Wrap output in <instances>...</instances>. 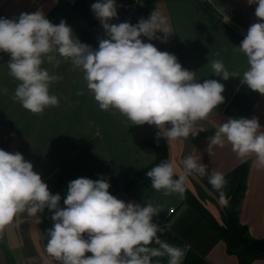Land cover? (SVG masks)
Wrapping results in <instances>:
<instances>
[{
  "label": "crops",
  "instance_id": "1",
  "mask_svg": "<svg viewBox=\"0 0 264 264\" xmlns=\"http://www.w3.org/2000/svg\"><path fill=\"white\" fill-rule=\"evenodd\" d=\"M64 1L81 3L62 20L82 43L88 45L89 40L106 38L91 9L97 0ZM60 5L61 0H0V18L12 19L37 11L48 17ZM219 7L217 13L201 0H151L145 9V19L158 10L172 28L167 43L153 41L158 50L174 54L184 69L196 73L197 82L215 79L225 86L224 103L196 123L197 136L170 144L159 138L167 145V160L175 161L178 170H182L180 162L189 155L199 157L198 163L206 166L207 175L188 177L183 198L177 193L165 195L163 190L156 191L146 176L157 160L155 149L146 144L157 137L158 128L133 125L119 112L101 110L87 89L84 72L74 70L70 61L62 62L58 68L47 62L42 65L50 74L61 77L50 86V94L58 97L59 104L33 114L12 99L19 81L9 74L10 56L0 53V90H8L7 95L0 91V149L19 151L30 161L49 191L61 196V207H65L68 184L81 177L106 179L111 185L110 194L126 203L158 205L161 212L153 217V223L163 229L158 233L160 239L184 249L181 264H264V259L250 262L248 257L231 251L225 239L224 221L231 199L229 184H237L231 175L246 165L245 192L237 209L239 220L253 238H264V169L256 167L255 155L241 159L227 142L222 148H213L211 155L207 151L209 137L229 118H258L264 130V95L241 84L248 62L243 53L235 51L249 27L259 21L256 6H250L247 0H219ZM91 28V33H86ZM98 47L99 44L92 48ZM217 59L228 71L239 72L240 76L227 81L216 77L209 61ZM82 90L84 94L78 95ZM213 172L228 178L223 189L226 205L219 202V192L209 183ZM137 177L140 184L131 186ZM51 215L47 209L37 217L23 214L18 223L14 220L6 226L0 236V264H59L46 251L48 230L53 226ZM150 246L158 247L154 242ZM156 261L168 264V257L153 258V264Z\"/></svg>",
  "mask_w": 264,
  "mask_h": 264
},
{
  "label": "clouds",
  "instance_id": "2",
  "mask_svg": "<svg viewBox=\"0 0 264 264\" xmlns=\"http://www.w3.org/2000/svg\"><path fill=\"white\" fill-rule=\"evenodd\" d=\"M255 5L259 22L252 24L235 51L247 57L248 68L241 84L264 95V0H247ZM91 9L105 31L98 49L82 43L61 20L52 23L42 11L21 13L17 18H0V53H7L9 74L19 81L12 99L33 114L55 107L59 99L50 86L61 79L42 67L45 62L58 68L70 61L84 72L87 89L101 110L119 112L133 125H153L157 137L170 144L198 135L196 123L206 119L224 103V84L215 79L197 82L174 54L160 51L151 42L167 43L172 35L168 18L154 10L135 25L111 23L118 18L116 0H97ZM162 33L163 35H158ZM216 77L227 81L240 76L230 72L221 60L209 61ZM7 95L8 90H0ZM83 90L78 95H83ZM231 145L241 158L255 155L256 167L264 169V130L258 118H229L209 137L207 151ZM199 157L189 155L180 163L165 160L147 171L151 186L165 195L183 198L188 177L207 175ZM219 192V202L227 204L223 191L227 181L220 172L209 176ZM104 179L77 178L68 184L65 207L61 196L52 194L34 165L19 152L0 149V236L19 217H37L47 209L53 226L48 230L47 253L59 264H153V258L168 257V264H181L184 249L160 239L163 229L153 223L160 208L124 202L110 194ZM155 243L158 247H151ZM91 253V256H86ZM159 264V261H156Z\"/></svg>",
  "mask_w": 264,
  "mask_h": 264
},
{
  "label": "trees",
  "instance_id": "3",
  "mask_svg": "<svg viewBox=\"0 0 264 264\" xmlns=\"http://www.w3.org/2000/svg\"><path fill=\"white\" fill-rule=\"evenodd\" d=\"M81 3H72L70 4L68 1L62 2L57 10L52 12L47 18L54 24H59L61 20L68 16L71 12H73L76 5ZM64 8V9H63ZM61 10H64V13H61ZM93 28L89 29L86 33H91ZM97 40H89L88 45L91 47H95L98 45ZM148 147H153L157 153V160L151 166L150 169L159 165L161 162L167 160L168 151L167 145L162 139H158V137L153 136L152 139L146 144ZM248 168L246 165L240 167L237 171L231 175V178H234L237 181V184H229V193L228 196L231 197L228 204L226 205V216H225V239L229 245V248L232 252L237 255H243L248 257V260L251 262L255 259H264V238L255 239L253 238L248 228L243 225L239 220V212L237 211L240 202L244 196L245 192V181L247 175ZM140 177V175H138ZM137 180L131 184V186H136L140 184V181ZM142 177V174H141ZM230 178V177H229ZM228 181V178H226Z\"/></svg>",
  "mask_w": 264,
  "mask_h": 264
},
{
  "label": "built area",
  "instance_id": "4",
  "mask_svg": "<svg viewBox=\"0 0 264 264\" xmlns=\"http://www.w3.org/2000/svg\"><path fill=\"white\" fill-rule=\"evenodd\" d=\"M151 0H116L118 18L114 19V23L130 22L135 25L141 18L145 19V9ZM204 6L210 11L220 13L219 0H201ZM144 42L148 41L146 37H142ZM173 211V210H172ZM171 211V212H172Z\"/></svg>",
  "mask_w": 264,
  "mask_h": 264
}]
</instances>
